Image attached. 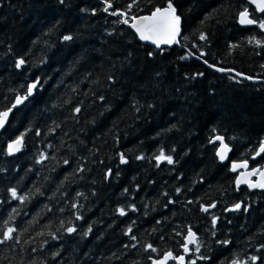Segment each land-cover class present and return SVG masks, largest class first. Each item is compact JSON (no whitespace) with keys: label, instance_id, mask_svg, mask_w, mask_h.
<instances>
[{"label":"trees","instance_id":"16d2710c","mask_svg":"<svg viewBox=\"0 0 264 264\" xmlns=\"http://www.w3.org/2000/svg\"><path fill=\"white\" fill-rule=\"evenodd\" d=\"M130 3L0 0V111L38 82L0 132V240L14 229L0 264H151L182 254L188 228L197 240L184 264H264V187H237L228 165L264 166V153L250 160L264 142V30L237 20L264 12L247 0H172L178 44L156 49L122 21L169 0L112 15ZM161 152L173 163L157 162Z\"/></svg>","mask_w":264,"mask_h":264},{"label":"snow or ice","instance_id":"6c2138e0","mask_svg":"<svg viewBox=\"0 0 264 264\" xmlns=\"http://www.w3.org/2000/svg\"><path fill=\"white\" fill-rule=\"evenodd\" d=\"M61 2H63V0H61ZM252 2L256 3L258 8L261 11H264V0H252ZM136 3V0H132V3H130L128 5V9L124 12H113L112 15H120V16H127L129 14V12L131 11V9L134 7ZM108 7H111V4L108 5ZM108 8H105V11H107ZM240 22L242 24H259V27L264 30V20L262 21H257L255 19H249V13H248V9H245L244 11L240 12ZM133 19H136V17H132ZM139 24H133L132 26L135 28V30L137 31V33L140 35V38L142 40H149V39H153L154 37L156 39H154V42L157 43V46H159V43L161 42L160 37L163 36V41L162 42H171L175 39V37L179 34L180 32V23H181V16L177 13V9L176 7H174L172 0H169L168 6L167 8L161 9V8H156L154 12H152L151 16H141L139 17ZM123 23H128V20L125 19L122 21ZM65 40H70L72 39L71 36H65L64 37ZM200 39L204 40L206 39V37L201 34ZM250 43L252 42L251 40L249 41ZM258 45L261 43L260 41H255ZM25 63V61L23 59H19L16 62V67L20 68L23 64ZM222 70V69H221ZM36 87L35 84L33 85H29L28 87V95L32 94L33 89ZM27 99V96H17L16 97V104H20L23 102V100ZM101 99H103V97H101ZM16 105L14 104L13 107H15ZM77 112L80 111L79 108L76 109ZM9 112H11V109H8L7 111L4 112H0V127L3 126V124L5 123V121L8 118ZM39 134V133H38ZM217 140H221L222 142V148L226 149L227 146L223 144V138L222 137H217ZM21 144V140L17 139L13 144H9L8 145V152L9 154L18 151L19 150V145ZM261 151H264V144L261 145ZM259 154V153H258ZM218 155H220L221 159H224V155L221 152H218ZM41 158H43V154L41 156ZM142 157H138V159H140ZM157 162L161 161V160H167L168 163H173V160L171 158V156H165V154L163 152L160 153V155L158 157H156ZM121 162L125 163L126 161L124 160L123 155H121ZM65 163H67V161H65ZM245 167L246 163L244 165H234L233 166V170H235L236 167ZM255 171V170H253ZM252 173H249V175H251ZM262 176H264V173H261ZM241 181L237 180V183L239 184ZM252 187H264V184H255V185H251ZM179 191V189L177 190ZM11 195L13 196V198H15L17 196L16 190L15 189H10ZM214 206V205H213ZM235 209H239L240 205L236 204ZM202 210L207 211V208H203ZM120 214L124 215L123 210H120ZM80 217H77V219H79ZM213 225H215V219L213 220ZM14 229L12 228H8V230L6 232L3 233V240H0V244L6 242L7 240L11 239L12 236L11 234L13 233ZM68 232H73L75 231L74 228H68L67 229ZM89 231H91V229H89ZM129 231H131V229H129ZM133 239H135V237H133ZM187 242L188 243H193L196 240L195 234L191 231V229L188 230V234H187ZM223 243H228L227 241H224ZM146 250H150L155 252L156 249L152 247L151 244L147 245V249ZM188 251L187 248V244L185 245V252ZM197 251H199V248H197ZM172 255L171 252L166 253L165 254V259H167L168 257H170ZM180 261L184 260L183 256H180L177 258ZM251 259L253 261L256 260V257H251ZM153 264H164V260H153ZM192 264H195V261L192 262ZM235 264V262H234Z\"/></svg>","mask_w":264,"mask_h":264},{"label":"water","instance_id":"95a60500","mask_svg":"<svg viewBox=\"0 0 264 264\" xmlns=\"http://www.w3.org/2000/svg\"><path fill=\"white\" fill-rule=\"evenodd\" d=\"M98 1H102V0H98ZM248 4L251 5L253 7V9L255 10V12L257 14H261L263 13L264 11H261L257 4L252 2V0H247ZM108 5V4H107ZM164 8H167V7H164ZM164 8H161V9H164ZM155 11V10H154ZM152 11V12H154ZM244 11V10H243ZM151 13H148V14H142V15H138V16H135L136 19H131L127 24L129 26V28L133 31V33L138 37V39L141 41V43L143 44H147V45H150L156 49H161L163 47H169V46H172L174 44H178V40H177V36L175 37V39L171 42H162L163 41V36L160 37V40L161 42L159 43V46H157V43L154 42V39H156L155 37L153 39H149V40H142L140 38V35L137 33V31L135 30V28L132 26L133 24H139L140 21H139V17L141 16H151ZM242 12V11H241ZM249 13V11H248ZM240 14V13H239ZM238 14L237 16V20H238V23L239 25L243 26V27H249V26H253L255 24H252V25H249V24H242L240 22V15ZM249 19H253L251 16H250V13H249V16H248ZM197 58V57H196ZM198 59V58H197ZM19 60V59H18ZM204 62V61H203ZM205 63V62H204ZM205 65L212 69L213 71L215 72H222V73H225V72H229V73H233L235 74L236 76L240 77V78H243V79H248V80H251V81H256L258 79L254 78H249L248 76L246 75H243V74H240V73H237L235 71H232V70H228V69H225V68H221V67H218V66H213V65H210V64H206ZM222 69V70H221ZM35 84L37 86L38 82L37 81H34V82H31L29 83V85H33ZM29 87V86H28ZM35 89V88H34ZM34 89L32 91V94L31 95H28V89H27V92L23 95H18V96H27V99L23 100L22 103L20 104H16V98L14 99L13 103L10 105V107L0 111V112H4V111H7L8 109H11V112L13 111V109L23 105L32 95H33V92H34ZM17 97V96H16ZM16 105L15 107H13V105ZM11 112H9V115H8V118L7 120L5 121V123L3 124L2 127H0V132L2 131V129L4 128V126L7 124L8 120H9V117H10V114ZM222 137L223 138V144L227 146L226 149L222 148V142L221 140H217L216 138L217 137ZM17 139H20L21 140V144L19 145V150L18 151H15L11 154H9L8 152V145L9 144H13ZM214 140L216 142H218V146L216 148V151H215V154H216V157L218 159L219 162L221 163H226L228 162V158H229V147L228 145L225 143L224 141V137L222 135H217L214 137ZM264 144V142L262 143ZM259 145V147L257 148V151L255 152L254 155L251 156L250 160H254L258 157H260L264 151H261V145ZM22 146H23V142H22V139L20 137H17V138H14V139H11L9 140L7 143H6V150H7V153L10 155V156H16L20 153L21 149H22ZM218 152H221L223 155H224V159H221L220 155H218ZM259 153V154H258ZM246 163V166L245 167H236L235 170H233V166L234 165H244ZM228 165H229V171L231 173H236V176H235V179H234V183L237 187L239 186H242V185H246L249 189H254V188H263V187H252L251 185H255V184H264V176L261 175V173H264V166L262 168H259L258 166H255V167H252L250 168L249 167V161L248 160H230L228 162ZM255 170V171H253ZM249 173H252L251 175H249ZM237 180H240L241 182L238 184L237 183ZM191 229V231L195 234V237H196V240H197V234L195 233V231L192 229V228H188L186 233H185V236H184V244H183V253L178 255L177 257H174L173 254L168 257L167 259H165V254L166 253H169L171 251H168L166 253H164L162 256L158 257V258H152L151 259V264H153V260H164V264H174L172 263L173 260H175V262L177 263H180V264H184V261H185V256L189 253L190 251V245H194L196 243V240L195 242L193 243H188L187 242V234H188V230ZM187 244V248H188V251L185 252V245ZM172 253V252H171ZM180 256H183L184 257V260L183 261H180L178 260L177 258L180 257Z\"/></svg>","mask_w":264,"mask_h":264}]
</instances>
